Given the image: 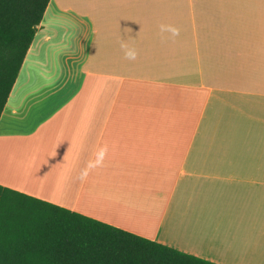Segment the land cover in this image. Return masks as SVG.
<instances>
[{
	"label": "crops",
	"instance_id": "1",
	"mask_svg": "<svg viewBox=\"0 0 264 264\" xmlns=\"http://www.w3.org/2000/svg\"><path fill=\"white\" fill-rule=\"evenodd\" d=\"M17 76L0 185L218 264H264V0H50Z\"/></svg>",
	"mask_w": 264,
	"mask_h": 264
},
{
	"label": "trees",
	"instance_id": "2",
	"mask_svg": "<svg viewBox=\"0 0 264 264\" xmlns=\"http://www.w3.org/2000/svg\"><path fill=\"white\" fill-rule=\"evenodd\" d=\"M50 0H0V118ZM0 264H218L0 185Z\"/></svg>",
	"mask_w": 264,
	"mask_h": 264
},
{
	"label": "clouds",
	"instance_id": "3",
	"mask_svg": "<svg viewBox=\"0 0 264 264\" xmlns=\"http://www.w3.org/2000/svg\"><path fill=\"white\" fill-rule=\"evenodd\" d=\"M159 30H160V34L162 39H175L177 36H179L180 34V28L175 26V25H171V24H161L159 26ZM165 33H169L170 37H166L164 34ZM120 47L121 49L124 51V55L126 59L129 60H135L137 58L138 52L135 48L129 46V44L122 40L120 43ZM108 153V146L104 145L103 147H101L97 154H96V158L94 161L90 162V166L91 167H100L103 165L104 159L106 158ZM87 173H85V177H86Z\"/></svg>",
	"mask_w": 264,
	"mask_h": 264
},
{
	"label": "bare ground",
	"instance_id": "4",
	"mask_svg": "<svg viewBox=\"0 0 264 264\" xmlns=\"http://www.w3.org/2000/svg\"><path fill=\"white\" fill-rule=\"evenodd\" d=\"M256 248V247H255ZM257 249V248H256Z\"/></svg>",
	"mask_w": 264,
	"mask_h": 264
}]
</instances>
